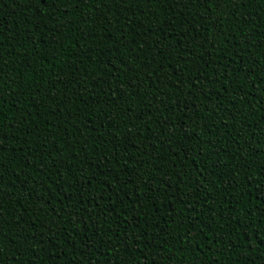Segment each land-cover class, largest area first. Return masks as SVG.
<instances>
[{
    "label": "trees",
    "instance_id": "trees-1",
    "mask_svg": "<svg viewBox=\"0 0 264 264\" xmlns=\"http://www.w3.org/2000/svg\"><path fill=\"white\" fill-rule=\"evenodd\" d=\"M0 76V264H264V0H0Z\"/></svg>",
    "mask_w": 264,
    "mask_h": 264
},
{
    "label": "snow or ice",
    "instance_id": "snow-or-ice-1",
    "mask_svg": "<svg viewBox=\"0 0 264 264\" xmlns=\"http://www.w3.org/2000/svg\"><path fill=\"white\" fill-rule=\"evenodd\" d=\"M44 3H47V0H43ZM77 2H79V0H77ZM148 2H151V0H148ZM217 2H220V0H217ZM93 3H95V0H93ZM241 3H243V0H241ZM3 77L0 76V80H2ZM2 103H7V101H0V104ZM49 179H51V177H49ZM69 187H71V185H68ZM61 200L63 202V197H61ZM82 210V209H81ZM0 213H2V209H0ZM0 235H2V232H0ZM2 254V253H0Z\"/></svg>",
    "mask_w": 264,
    "mask_h": 264
}]
</instances>
